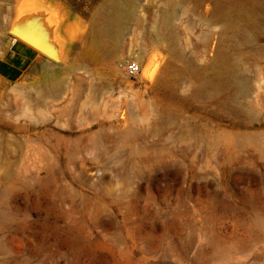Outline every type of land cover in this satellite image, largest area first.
<instances>
[{
  "label": "rangeland",
  "instance_id": "obj_1",
  "mask_svg": "<svg viewBox=\"0 0 264 264\" xmlns=\"http://www.w3.org/2000/svg\"><path fill=\"white\" fill-rule=\"evenodd\" d=\"M13 24L60 59L0 75V264H264V0H0V58Z\"/></svg>",
  "mask_w": 264,
  "mask_h": 264
},
{
  "label": "crops",
  "instance_id": "obj_2",
  "mask_svg": "<svg viewBox=\"0 0 264 264\" xmlns=\"http://www.w3.org/2000/svg\"><path fill=\"white\" fill-rule=\"evenodd\" d=\"M47 62L49 59L35 47L12 37L3 57L0 58V75L10 80H18L33 66H41L44 70Z\"/></svg>",
  "mask_w": 264,
  "mask_h": 264
},
{
  "label": "water",
  "instance_id": "obj_3",
  "mask_svg": "<svg viewBox=\"0 0 264 264\" xmlns=\"http://www.w3.org/2000/svg\"><path fill=\"white\" fill-rule=\"evenodd\" d=\"M14 25L15 24H13L10 28V31L13 35L35 47L37 50L43 52V54L48 58L54 61H59L60 58L58 57L56 50L47 48L42 42V40H49V33H47L46 30H41L40 27L37 28L34 26V24H31L29 27H26V31H21V27H15ZM32 31L34 32L32 33ZM55 53L57 57H55Z\"/></svg>",
  "mask_w": 264,
  "mask_h": 264
},
{
  "label": "built area",
  "instance_id": "obj_4",
  "mask_svg": "<svg viewBox=\"0 0 264 264\" xmlns=\"http://www.w3.org/2000/svg\"><path fill=\"white\" fill-rule=\"evenodd\" d=\"M126 68H127V71L130 75H135V74L139 73L141 70L140 64L136 61H130L127 64Z\"/></svg>",
  "mask_w": 264,
  "mask_h": 264
},
{
  "label": "bare ground",
  "instance_id": "obj_5",
  "mask_svg": "<svg viewBox=\"0 0 264 264\" xmlns=\"http://www.w3.org/2000/svg\"><path fill=\"white\" fill-rule=\"evenodd\" d=\"M116 15H117V14H115V17L113 16V18H112V19L114 20V21H113L114 23H118V22H119V18H120V17H119V15H118V16H116ZM111 24H112V23H111ZM108 28H109V27H108ZM107 30H108V29H107ZM116 32L118 33V30H116ZM116 35H117V34H116Z\"/></svg>",
  "mask_w": 264,
  "mask_h": 264
}]
</instances>
